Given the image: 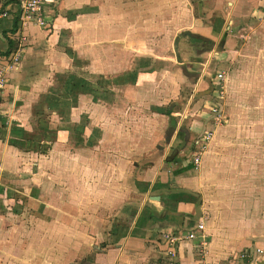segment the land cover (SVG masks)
<instances>
[{"label": "crops", "instance_id": "1", "mask_svg": "<svg viewBox=\"0 0 264 264\" xmlns=\"http://www.w3.org/2000/svg\"><path fill=\"white\" fill-rule=\"evenodd\" d=\"M22 1L0 0V66L21 50L18 66H5L0 95V264H197L203 258L200 238L185 236L200 219L205 223L206 215L193 169L182 161L187 129L196 133L191 157L208 129L201 118L186 128L177 116L188 117L194 98L214 92L216 75L191 68L190 58L205 55L206 69L231 43L235 52L243 50V41L238 45L230 35L241 37L254 19L264 21V0H197V14L185 32L190 37L175 36L176 42L182 37L177 48L175 42L176 61L146 53L139 32L131 29L140 23H132L124 0L116 6L112 0H52L45 28L22 26ZM197 41L199 47L190 46ZM167 61L174 72L180 69L198 81L184 112L177 110L178 73L173 78L163 73ZM119 100L144 111L149 103L153 113L166 117L153 128L151 153L144 128L125 133L126 122L113 119L125 111L127 103L121 107ZM153 147L161 151L152 152ZM113 162L119 170H105ZM129 163L130 175L124 173ZM128 177L132 180L115 191L99 181ZM166 234L183 240L173 245ZM251 242L226 257L219 256L218 245L219 257L207 259L254 264L257 258L264 264V239ZM244 252L251 258L242 257Z\"/></svg>", "mask_w": 264, "mask_h": 264}, {"label": "rangeland", "instance_id": "2", "mask_svg": "<svg viewBox=\"0 0 264 264\" xmlns=\"http://www.w3.org/2000/svg\"><path fill=\"white\" fill-rule=\"evenodd\" d=\"M112 2L115 6L121 4V0ZM124 3L125 9H129L132 23H140L139 26H131V29L135 34L139 32V39L145 43L146 53L156 58H161L160 55H172L176 61L173 56L175 36L182 34L181 36L190 37L185 36V32L192 16L197 14V0H124ZM258 20L254 19L253 24H247L248 29L241 37L237 32L230 35L238 45L243 41V50L238 49L235 52L231 43L229 49H225V54L214 57L206 69L205 55L190 58L194 61L191 68L211 78L217 76L218 70L223 71L226 82L224 87L216 84L210 95L194 98L188 117L182 119V116H177L186 128H189L193 120L198 121L201 118L200 121L205 122L203 129L213 132L203 149L201 161L195 164L191 155L196 133L187 129L190 141L185 152L186 158L182 161L193 169L191 176L195 179V194L201 201L206 215V227L209 228V232L206 230L209 234H206L211 239V256L217 254L218 245L223 246L219 249V256L226 257L239 253L247 244L253 245L255 242L251 240H258L259 243V240L264 239V21ZM196 43L198 44L190 46L199 47V41ZM160 49H163L162 54ZM169 66L171 67L169 64L163 73L172 78L174 73H178L176 77L181 85L182 95L177 102V110L184 112L183 103L187 101L190 93H194L198 81L193 83L194 80L186 78L180 69L174 72L175 68ZM200 80V86L205 88V82L201 78ZM117 102L121 107L127 104L123 107L125 111L113 116V119L119 123L122 120L126 122L125 133L131 127L140 130L144 128L146 135L150 137L146 140V153H151L149 147L154 140L153 128L158 129L166 117L153 113L148 108L149 103L142 105L146 107L144 111L141 105L132 101ZM182 136L184 135L180 133L176 142L182 140ZM163 139L160 137L161 141ZM160 151L156 147L152 148V152ZM103 163L105 164L104 161ZM105 170L118 171L119 164L113 162L111 168ZM131 171L133 166L129 163L124 173L131 174ZM125 179L115 178L113 184L109 179L108 184L105 180L99 181L115 191L121 184L125 187L132 180L129 177L128 180ZM83 186L89 187L88 179H83ZM220 260L223 262V259Z\"/></svg>", "mask_w": 264, "mask_h": 264}, {"label": "built area", "instance_id": "3", "mask_svg": "<svg viewBox=\"0 0 264 264\" xmlns=\"http://www.w3.org/2000/svg\"><path fill=\"white\" fill-rule=\"evenodd\" d=\"M52 0H23L21 5V11L19 14V21L22 24V26H28V25H37L41 28H45L48 25L47 19H46V11H47V4H50ZM21 59V50L18 49L16 52L11 54V58L8 60V64L0 66V95L2 92V89L6 85V71L5 66L8 68H13L14 66H18ZM216 84H221L222 87H224L223 82L225 81V76L223 72H219L217 76L215 77ZM213 135V132L208 130L203 135H201L199 138H197L196 142V150L194 153L193 161L195 164H199L201 161V155L203 153V149L207 146L208 141L211 139ZM199 231V232H198ZM166 238L169 240L170 243L173 245H176L179 241L181 242L183 240V236L178 237L176 235L172 234H166ZM185 238L187 239H194V238H200L199 248H200V254L202 255V259L197 262V264H215L210 259H207V255L211 252L210 244L207 239V235L205 233V223L200 219V221L197 224V229L189 232ZM263 250L261 248L256 249V253H261ZM170 253H173L171 250ZM251 254L249 253H242V257L251 258ZM252 262H255L254 264H258V259L254 258L251 260Z\"/></svg>", "mask_w": 264, "mask_h": 264}, {"label": "water", "instance_id": "4", "mask_svg": "<svg viewBox=\"0 0 264 264\" xmlns=\"http://www.w3.org/2000/svg\"><path fill=\"white\" fill-rule=\"evenodd\" d=\"M191 35L196 36V37H199V38H202V39H206L205 37H203V36H201V35H199V34L191 33ZM178 38H179V37H178ZM206 41H207V40H206ZM177 46H178V39H177V42H176V48H177ZM176 50H177V49H176ZM180 66H181L182 70L187 74L188 72H187V70H186L185 65H184V64H181Z\"/></svg>", "mask_w": 264, "mask_h": 264}]
</instances>
